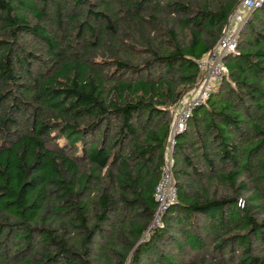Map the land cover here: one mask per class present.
Listing matches in <instances>:
<instances>
[{"label": "trees", "instance_id": "16d2710c", "mask_svg": "<svg viewBox=\"0 0 264 264\" xmlns=\"http://www.w3.org/2000/svg\"><path fill=\"white\" fill-rule=\"evenodd\" d=\"M239 2L0 0V264H264V2L148 232L170 110Z\"/></svg>", "mask_w": 264, "mask_h": 264}, {"label": "built area", "instance_id": "2783aa9c", "mask_svg": "<svg viewBox=\"0 0 264 264\" xmlns=\"http://www.w3.org/2000/svg\"><path fill=\"white\" fill-rule=\"evenodd\" d=\"M263 2L264 0H240L226 23L215 47L197 61V67L202 72L203 77L192 90L186 92L180 98L170 120L165 141L163 167L154 190V201L157 204V209L148 232L152 228L162 227V216L169 206L176 203L177 191L172 175V152L175 139L186 129L192 112L209 99L215 84L227 76V69L223 64V59L228 55L237 54V40L245 21L249 17V13Z\"/></svg>", "mask_w": 264, "mask_h": 264}, {"label": "rangeland", "instance_id": "374dc122", "mask_svg": "<svg viewBox=\"0 0 264 264\" xmlns=\"http://www.w3.org/2000/svg\"><path fill=\"white\" fill-rule=\"evenodd\" d=\"M174 109H175V107L171 108V110H170V111H171V118H172V116H173V114H174V112H175ZM176 112H177V111H176Z\"/></svg>", "mask_w": 264, "mask_h": 264}]
</instances>
